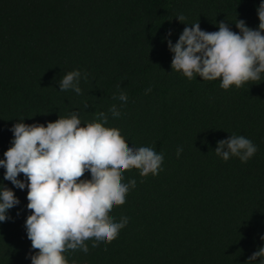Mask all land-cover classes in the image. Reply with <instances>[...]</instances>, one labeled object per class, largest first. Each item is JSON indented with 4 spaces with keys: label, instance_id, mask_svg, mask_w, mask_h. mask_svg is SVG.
I'll use <instances>...</instances> for the list:
<instances>
[{
    "label": "trees",
    "instance_id": "trees-1",
    "mask_svg": "<svg viewBox=\"0 0 264 264\" xmlns=\"http://www.w3.org/2000/svg\"><path fill=\"white\" fill-rule=\"evenodd\" d=\"M261 2L0 0V159L19 120L46 126L72 112L82 126L104 112L105 126L121 129L129 147L164 153L159 175L141 177L134 168L122 173V182L135 179L136 187L109 213L117 221L129 218L118 238L96 248L95 238L86 241L87 254L65 252L69 264H247L264 247V74L229 90L220 79H188L172 70L174 54L165 39L171 30L176 43L190 26L178 14L207 32L225 21L238 33V19L258 29ZM76 69L82 94L60 91L59 80ZM121 91L128 97L123 107L113 99ZM113 105L119 117L109 111ZM231 134L257 145L247 163L215 154L217 141ZM4 173L0 167V184L20 204L0 222V264H31L24 226L31 214L28 189L15 188ZM18 178L26 179L22 173ZM84 178L91 179L90 172Z\"/></svg>",
    "mask_w": 264,
    "mask_h": 264
},
{
    "label": "clouds",
    "instance_id": "clouds-1",
    "mask_svg": "<svg viewBox=\"0 0 264 264\" xmlns=\"http://www.w3.org/2000/svg\"><path fill=\"white\" fill-rule=\"evenodd\" d=\"M257 13L258 29L238 19L235 23L238 33L225 21L219 22V31L207 32L199 22L187 24L186 17L178 14L177 19L190 26L184 28L176 43L169 38L171 30L166 34L168 48L174 54L172 70L188 79L197 76L206 81L220 79L224 90L260 81L264 74V2L259 4ZM81 78L79 69L67 72L59 80V90L82 94ZM87 78L88 73L84 72L83 79ZM150 92L151 88L145 90V94ZM113 99L121 101L123 107L128 97L121 91ZM109 111L113 117L121 115L116 105ZM23 121L9 129L13 139L4 153L5 159H0V167L5 169L4 180L17 189H28L27 209L31 214L24 226L31 250L26 258L31 259V264H69L64 253L79 250L87 254L86 241L95 238L92 247L96 248L101 242L117 239L129 218L122 216L117 221L109 213L114 206L124 205L126 195L136 187L135 179L123 183L122 173L134 168L141 177L159 175L164 170V153L148 146L129 147L121 129L105 126L108 116L104 112L86 126H82L78 112L60 116L46 126ZM214 151L225 162L238 157L247 163L258 147L244 135L231 134L217 141ZM182 152L183 148L178 147L177 158ZM86 172H90L91 179H82ZM21 173L26 179L18 178ZM19 204L14 191L0 184V222L8 221L9 210ZM260 238L264 240V236ZM258 259L264 264V247H259L247 264Z\"/></svg>",
    "mask_w": 264,
    "mask_h": 264
}]
</instances>
